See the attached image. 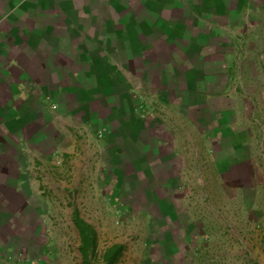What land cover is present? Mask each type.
Returning a JSON list of instances; mask_svg holds the SVG:
<instances>
[{
	"label": "crops",
	"instance_id": "obj_1",
	"mask_svg": "<svg viewBox=\"0 0 264 264\" xmlns=\"http://www.w3.org/2000/svg\"><path fill=\"white\" fill-rule=\"evenodd\" d=\"M82 171L150 261L264 230V0H0V246Z\"/></svg>",
	"mask_w": 264,
	"mask_h": 264
},
{
	"label": "rangeland",
	"instance_id": "obj_2",
	"mask_svg": "<svg viewBox=\"0 0 264 264\" xmlns=\"http://www.w3.org/2000/svg\"><path fill=\"white\" fill-rule=\"evenodd\" d=\"M83 171L77 175H66L63 178L65 188L53 184L56 194L47 198V204L51 206L50 210L43 214L47 226L40 228L38 225H43V222L39 218L31 224L36 225L35 229H30L33 234L31 237H26L24 233L17 239L15 237L12 239V248H8V245L0 246V264H84L80 251L81 236L74 221L75 213L91 225L96 233L97 256L94 264H106L103 259L104 253L116 244L123 245L124 251L115 264H168V259L166 262L163 259L150 261L149 258L154 257L152 253L153 249L157 248V243L160 245L170 241L169 230L156 229L154 238H150L146 244L144 241L148 232L141 227L143 225L141 216H137L135 222H127L123 207L116 203L115 199L108 198V204H101L100 199L93 197L88 185L86 186L87 180ZM238 231V236L231 245L226 243L219 245L216 244L217 241H212L202 246L200 250L205 256L204 260L192 263L264 264V240L261 242L264 230L241 228ZM247 235L251 236V245L243 242ZM174 242L176 245H171L172 253L177 251L180 253L179 242L177 240ZM231 251L241 254L231 260L225 255L221 257L222 259L216 258ZM175 263L181 262L178 260Z\"/></svg>",
	"mask_w": 264,
	"mask_h": 264
},
{
	"label": "trees",
	"instance_id": "obj_3",
	"mask_svg": "<svg viewBox=\"0 0 264 264\" xmlns=\"http://www.w3.org/2000/svg\"><path fill=\"white\" fill-rule=\"evenodd\" d=\"M75 224L80 232L81 245L84 264H94V259L97 256V238L96 233L91 225L85 222L78 213L74 214ZM124 251V246L116 244L111 246L104 253L103 259L106 264H115Z\"/></svg>",
	"mask_w": 264,
	"mask_h": 264
},
{
	"label": "built area",
	"instance_id": "obj_4",
	"mask_svg": "<svg viewBox=\"0 0 264 264\" xmlns=\"http://www.w3.org/2000/svg\"><path fill=\"white\" fill-rule=\"evenodd\" d=\"M103 133H104V132H101V133H100V137H101V138L103 137Z\"/></svg>",
	"mask_w": 264,
	"mask_h": 264
}]
</instances>
